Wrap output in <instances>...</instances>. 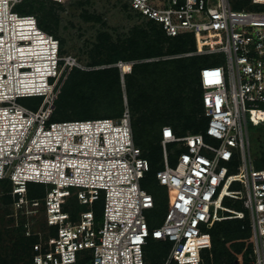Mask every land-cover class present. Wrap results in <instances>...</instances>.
Segmentation results:
<instances>
[{
  "label": "built area",
  "instance_id": "1",
  "mask_svg": "<svg viewBox=\"0 0 264 264\" xmlns=\"http://www.w3.org/2000/svg\"><path fill=\"white\" fill-rule=\"evenodd\" d=\"M129 3L168 36L193 33L205 42L173 57L226 58L204 64L199 72L205 129L178 135L172 126L162 127L163 167L156 179L174 196L159 226L148 220L155 198L142 182L151 165L135 143L129 108L117 118L52 120L62 69L68 74L75 60L61 55L60 40L41 28L34 15L4 2L0 42L18 52L28 48L36 39H10L9 29L31 24L37 40L48 45L40 65L44 72L33 81V65L17 57L4 59L14 56L10 48L0 52V180L11 183L8 194L22 216L29 213L28 203L43 205L47 214L45 231L32 229L36 220L16 222L25 237L35 240L32 264H148L149 238L171 244L163 264H208L204 253L212 249L210 229L234 218H248L255 247L252 264H264V169L254 165L249 137L250 124L264 123V11L235 9L231 0ZM24 97L47 100L30 108L18 101ZM114 135L120 141H109ZM169 143L184 148L175 164ZM30 183L44 186L42 197L29 196ZM228 201L240 202L241 208Z\"/></svg>",
  "mask_w": 264,
  "mask_h": 264
},
{
  "label": "rangeland",
  "instance_id": "2",
  "mask_svg": "<svg viewBox=\"0 0 264 264\" xmlns=\"http://www.w3.org/2000/svg\"><path fill=\"white\" fill-rule=\"evenodd\" d=\"M129 1L130 0H62L61 2H55L53 0H20L21 3L19 2L14 5V11L21 14L30 13L34 15L38 19L39 26L60 40L61 55L64 58L71 56L76 63L75 69L79 72L89 71L94 73L111 67L118 69L120 73L119 88L123 96L122 112L128 107L133 121H138L145 115H149L146 108L152 109L157 106L155 98L156 94L159 92H152L153 82H150V80H148V82L147 79L141 77L138 72L136 73L133 71V65L154 63L159 59H171L176 57L170 54L124 59L121 53L119 54L113 50V45H120L130 37L133 27L138 26L151 32L152 29L159 28L160 26L132 9L129 5ZM231 2L233 7L238 10L264 11V4H250V2L247 3L246 0H231ZM187 34H190L192 36L191 38L194 39L195 47L200 43L205 44L203 40V42L199 43L193 33ZM182 57L187 56H179L177 58ZM205 59L206 63L204 64L214 60H219L224 63L226 60L224 54L207 55ZM121 61L127 62L128 65L124 67L119 66L118 63ZM63 66H65V64ZM62 72L61 75L64 79L61 85L63 86L68 74H66L65 67L62 69ZM126 75H133L131 83L134 86V92L137 98L141 94H146L149 97L147 102L135 110L134 106L129 105L127 100ZM81 87L83 91H87L82 95V97L87 98V105L84 107V109L88 110L87 112L105 114L104 116L112 118H117V116L119 117L121 116L120 114H123L112 111L114 110L112 104L116 103L115 98L120 95L118 87L112 88L115 91L113 94L114 100L109 102L111 104L108 105H103V101H101V99H103L102 96L98 97L97 103L94 102L95 98H91V96L96 97L98 94L96 92L99 91L97 84L85 82L80 85V88ZM90 88L94 90L88 92ZM193 88L195 89L193 84L187 85L182 89L181 94L186 96ZM74 91V86L72 84L66 86L65 90L62 92L61 99L58 98L59 103L56 102L54 104V111L56 109L57 114L54 115V120L62 121L65 119L80 120L90 118L86 116L72 117L76 116V113L71 102L80 97L78 92L75 91L74 93ZM151 92L152 94L150 96L149 93ZM89 99H92V104H88ZM46 100L47 98L41 99V103H44ZM18 101L27 107L36 108L40 99L24 97L19 98ZM65 104H67V106H65ZM90 105H92V107H88ZM203 117V110L197 112L196 121H201ZM182 121L183 120L177 124V130L181 132L180 134L191 130L187 129L185 132H182L184 126ZM162 123L159 122L158 125H156V133L158 135ZM195 127H197V125ZM249 137L254 165L256 168H260V163L264 162V123L259 126L250 124ZM143 138L144 137H141L140 139L142 140ZM147 140L149 139L147 138ZM206 140L212 141V139L208 137H206ZM154 143L155 141H153V144ZM183 149L182 143L168 144L171 164H175L179 152ZM144 151L148 152V147L146 149L144 148ZM153 154L162 161L161 151L155 146H153ZM233 170L235 171V169ZM29 185L32 188L33 196L39 198L43 196V193L40 192L44 189V186L33 183ZM144 187L150 191L155 198V207L147 212L148 220L151 226H159L162 224L164 216L171 204L174 191L167 187L157 185L153 179H149L144 184ZM238 187L237 184L234 185V188ZM9 188V184L0 182V264H32V251L29 246L31 244L27 242L28 237L21 236L17 228L22 229V227L16 226V222L19 223L25 220L27 224H32L33 221L36 220L32 229L45 231L47 230V214L43 205L38 208H32L30 203H28L29 205L26 209H28L29 213L26 216H22L19 211L20 208H17V204L14 205L13 202L7 203L5 200L4 196H6V193L8 194ZM101 205V202L97 205L99 211L102 209ZM227 205L234 208H241L240 202L229 203L228 201ZM85 208L86 207H80V209L83 210ZM33 209L37 210L35 215L30 212L33 211ZM11 214H13V216H11ZM215 226L216 230L219 231L217 238L220 242H217L216 245L213 244V248L210 251H206V262L209 264H252L255 256V247L248 218L243 220L235 218L228 219L219 222V224ZM228 233L229 235H227ZM147 247H149L148 250ZM170 248V244L154 241L149 238V244L145 247V250L150 264H163ZM27 261L29 263H27Z\"/></svg>",
  "mask_w": 264,
  "mask_h": 264
},
{
  "label": "trees",
  "instance_id": "3",
  "mask_svg": "<svg viewBox=\"0 0 264 264\" xmlns=\"http://www.w3.org/2000/svg\"><path fill=\"white\" fill-rule=\"evenodd\" d=\"M246 2L248 3L250 2V0H246ZM23 14H30V13H23ZM159 28H154L150 32L148 30H145L144 28L135 26L131 30L130 37L124 43L120 45H113V50H115L119 54L121 53V56L124 59H132V58H144L148 56H161V55H170V54L177 55L183 52L194 50L196 48L194 39L191 38L192 36L190 34L184 33V34H180L178 36L173 37V36H168L165 33L164 29L161 27V25L159 26ZM205 57L206 56L194 55V56H187V57H182V58L176 57V58H171V59H159L154 63H142L141 65H138V64L133 65L134 66L133 71H135L136 73L138 72L141 75V77L146 78L147 81L150 80V82L151 81L153 82L152 92H155V91L159 92L156 94V98H155L157 101V106L152 109L146 108L147 112H149V115H145L144 117L140 118L138 121H135V120L133 121L135 143L139 147H141V149L143 150V156L149 160L150 165H151L150 170L147 172L146 177L143 179V182H142L143 187H144V184L149 179H153L157 183V185H159L156 179V172L158 171V169L163 167V162H162L163 161V147L161 144V139H162L161 133H162L163 126L171 125L178 135H184L189 132L196 133L199 131H203L205 129V125L207 123V118L205 117V115L201 121H198V122L196 121L197 112L203 110V114H204V106L202 102L203 90L201 88L199 72H200L201 67L204 65V63H206ZM125 78H126V86H127L126 87L127 88L126 90L127 100H128L129 105L134 106V110H135L136 108H138L139 106H142L145 102H147L149 100V97L146 94H141L137 98L135 96L134 86L131 83L133 75H128V76L126 75ZM85 82H91V83L98 85L99 91H96L98 93L97 96L96 97L91 96V98H95L94 102L97 103L98 97L102 96L103 99H101V101H103V105L104 104L108 105V104H111L109 102L114 100L113 94L115 91L112 88L120 87L119 85L120 73L118 69L113 68V67L105 68V69L99 70L98 72H94V73L89 72V71L79 72L77 69H75V66H74L68 73L66 80L63 83V86L54 101V104L56 102L59 103L58 98L61 99L62 92L65 90L66 86L68 84H72L74 86V90L77 91L78 95L80 96L78 99H75L73 102H71V104L73 105V108L75 109V113H76V116H72V117H77V116L78 117H82V116L90 117V118L80 119V120L112 118L109 116H104L105 114L87 112L88 110L84 109L85 105H87L86 104L87 98L82 97V95L87 91H83V88L82 87L80 88V85ZM110 82L112 85L110 84ZM189 83L193 84L195 86V89L193 88V90L190 91L186 96H183L181 94V91L185 86L190 85ZM91 90H94V89L90 88L88 92H90ZM118 90H119L120 95L119 97L115 98L116 103L112 104L114 107V110L112 111L123 113L122 112L123 111V107H122L123 96L120 92V88ZM152 92L149 93L150 96ZM33 98L40 99V101L37 104V107H38L39 104H41V99H43V97H33ZM91 100L92 99H89L90 102L88 101V104H92ZM67 104H65V106H67ZM88 107H92V105ZM54 115H57L56 109L54 111ZM120 115L122 116V114ZM53 117H52V120H54ZM65 120H74V119H65ZM181 120H183L182 122L184 123L182 132H185L187 129H191L190 131L185 132L183 134H180L181 132H178L177 124ZM159 122L161 123L163 122V123L161 124L160 133L158 135L156 133V125H158ZM196 125L197 127H195ZM141 137H144V138L141 140L140 139ZM147 138L150 141L147 140ZM153 141H155L154 144H153ZM153 146L157 147V149L161 151L162 161L159 160L153 154ZM147 147H148V152L144 151V148L146 149ZM260 164H261L260 168L264 169V162H261ZM0 182H2L3 184L4 183L9 184V187H10L9 191L11 190V183L8 180H0ZM33 184H36V183H33ZM28 187H29V196L31 198L36 197V196H33L32 188L30 187V185H28ZM43 191L44 189H42L40 193H43ZM4 197L7 203L12 202L11 195L6 193V196ZM98 203L99 202H97V205ZM219 222H222V221L216 222L214 226L216 224H219ZM214 226L210 229V232L212 234L213 244L216 245L217 242H220L218 241L219 239L217 238L219 231H217L216 226L215 227ZM17 230L23 237L24 235L22 233V229L17 228ZM227 235H229V233ZM34 241H35L34 238H28L27 240L28 244H31ZM154 241H160V240H154ZM160 242L170 244L167 241L166 242L160 241ZM213 244H212V248H213ZM29 246H28V249H29ZM148 248L149 247H147V250ZM205 253H204V258L206 257ZM146 258H147L148 264H150L147 256ZM27 263L29 262L27 261Z\"/></svg>",
  "mask_w": 264,
  "mask_h": 264
},
{
  "label": "bare ground",
  "instance_id": "4",
  "mask_svg": "<svg viewBox=\"0 0 264 264\" xmlns=\"http://www.w3.org/2000/svg\"><path fill=\"white\" fill-rule=\"evenodd\" d=\"M4 2H14V5L19 3L20 0H0V21L2 20V23L4 22ZM1 24V22H0ZM22 26V25H21ZM10 27V26H9ZM22 28V30H18L16 26H14V29L11 30L9 29V35H10V39L12 36H14L15 39L18 38H23V39H36L35 43L31 46H29L28 48L27 47H24L21 50V52H18L16 51V49L13 48V46L10 44V46L8 47L7 46V43H2L0 42V52L5 50V49H8L10 48V52H14L12 56V54L10 56H5L4 59L8 60V59H11V58H15L17 57L18 59L20 60H25L27 61L26 63H29L31 65H33L35 67V72L33 74H30L29 76H31L30 78H33L31 81L33 80H36L38 78L41 79V75L44 71L42 66H40L41 64H43V62H45L44 59H46L45 57L47 56L45 54V52H47V43L46 41H43V40H37V37H35V35L33 34L34 31H33V25L31 24H26L24 25L23 27H20ZM32 28V29H31ZM24 29V30H23ZM31 29V30H29ZM21 34V35H20ZM20 35V36H19ZM1 40V39H0ZM5 41V40H4ZM13 49V51H12ZM2 53H0L1 55ZM0 60H1V56H0ZM125 65H128L127 62H124V66ZM123 66V67H124ZM40 75V77H38ZM128 108V107H127ZM113 134H116V133H113ZM88 134H86L87 136ZM116 136L114 135L113 136V140L110 139L109 141H120V139L118 140L117 138H115ZM89 146L91 145V142H90V139L86 142V146ZM87 153L85 154H88V151H86Z\"/></svg>",
  "mask_w": 264,
  "mask_h": 264
},
{
  "label": "crops",
  "instance_id": "5",
  "mask_svg": "<svg viewBox=\"0 0 264 264\" xmlns=\"http://www.w3.org/2000/svg\"><path fill=\"white\" fill-rule=\"evenodd\" d=\"M204 115H205V113H204ZM206 117V116H205ZM132 123H133V119H132ZM207 124V123H206ZM171 126V125H170ZM206 126V125H205ZM134 130V129H133Z\"/></svg>",
  "mask_w": 264,
  "mask_h": 264
},
{
  "label": "water",
  "instance_id": "6",
  "mask_svg": "<svg viewBox=\"0 0 264 264\" xmlns=\"http://www.w3.org/2000/svg\"><path fill=\"white\" fill-rule=\"evenodd\" d=\"M122 78H123V76H122Z\"/></svg>",
  "mask_w": 264,
  "mask_h": 264
}]
</instances>
